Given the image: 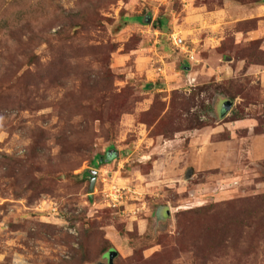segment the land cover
I'll return each instance as SVG.
<instances>
[{
    "label": "rangeland",
    "instance_id": "rangeland-1",
    "mask_svg": "<svg viewBox=\"0 0 264 264\" xmlns=\"http://www.w3.org/2000/svg\"><path fill=\"white\" fill-rule=\"evenodd\" d=\"M220 2L0 0V264H264V86L209 75L197 6ZM236 119L197 170V133Z\"/></svg>",
    "mask_w": 264,
    "mask_h": 264
},
{
    "label": "crops",
    "instance_id": "crops-1",
    "mask_svg": "<svg viewBox=\"0 0 264 264\" xmlns=\"http://www.w3.org/2000/svg\"><path fill=\"white\" fill-rule=\"evenodd\" d=\"M197 20H199L197 24L201 26L197 30L198 33L202 34L203 31H206L210 51L215 52L212 53L213 58L219 61L215 68L214 65L210 64V76H215L216 81H222L241 72L243 76L250 78L254 76V78L261 79L264 86V65L248 64L243 57L217 53V49L229 39L233 41L234 45L241 46H249L253 42H257L261 46L260 49L264 51V0H221L219 5L213 4L210 8L201 4L197 6ZM199 35L197 41L201 42V36ZM236 58L239 62L233 68L232 64ZM218 99L227 100L228 98L223 94H219L215 102ZM241 123H244V119H236L232 123H222L220 121L216 123L215 127L197 133V140L200 142V148H197V170L200 171L212 165L213 167H221L229 161L232 156L231 142L235 140L233 139L235 138L234 135L230 134L229 140L217 142H212L211 137L222 133L224 130L231 133L233 128L243 127ZM248 132L249 135L250 131ZM198 141L197 143H199ZM252 141L254 142L251 147L253 158L260 160L264 157V135L254 137Z\"/></svg>",
    "mask_w": 264,
    "mask_h": 264
},
{
    "label": "trees",
    "instance_id": "trees-1",
    "mask_svg": "<svg viewBox=\"0 0 264 264\" xmlns=\"http://www.w3.org/2000/svg\"><path fill=\"white\" fill-rule=\"evenodd\" d=\"M226 42V41H225ZM224 42V43H225ZM232 42V41H231ZM250 49V50H249ZM248 50L245 51V55L243 58H245L247 60L248 64H258V65H264V61L260 60L258 55L262 52L263 54V50L260 49V46L258 45L257 42H253L250 45V48ZM256 53V55H255ZM231 100H233L232 98H230ZM105 159H103L102 157H97L95 160V165L99 166L103 163H105Z\"/></svg>",
    "mask_w": 264,
    "mask_h": 264
},
{
    "label": "water",
    "instance_id": "water-1",
    "mask_svg": "<svg viewBox=\"0 0 264 264\" xmlns=\"http://www.w3.org/2000/svg\"><path fill=\"white\" fill-rule=\"evenodd\" d=\"M232 105H233V103L229 99H227L225 101V103H224V105L222 107V113H223L222 116L231 110ZM112 153H114L115 156L117 155V152H114L113 150H110L108 152V154H107V158H110V155H112ZM96 173L97 172H95L93 170H89V174H90V189H89V191L90 192H92L93 188H94ZM116 255H117L116 251H114V250L109 251L106 254V258H107V261H108L107 264H113V259H114V257H116Z\"/></svg>",
    "mask_w": 264,
    "mask_h": 264
},
{
    "label": "built area",
    "instance_id": "built-area-1",
    "mask_svg": "<svg viewBox=\"0 0 264 264\" xmlns=\"http://www.w3.org/2000/svg\"><path fill=\"white\" fill-rule=\"evenodd\" d=\"M171 39H172V43L177 47V48H180L183 52L185 53H188L190 54V57L192 59V54L193 52H191L185 42V39L180 37L179 35L177 34H173L171 36Z\"/></svg>",
    "mask_w": 264,
    "mask_h": 264
}]
</instances>
